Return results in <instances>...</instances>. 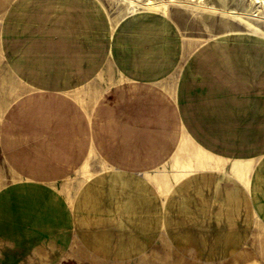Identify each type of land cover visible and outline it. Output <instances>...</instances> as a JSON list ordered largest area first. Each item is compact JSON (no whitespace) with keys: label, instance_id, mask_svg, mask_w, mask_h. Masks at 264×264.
<instances>
[{"label":"crops","instance_id":"obj_1","mask_svg":"<svg viewBox=\"0 0 264 264\" xmlns=\"http://www.w3.org/2000/svg\"><path fill=\"white\" fill-rule=\"evenodd\" d=\"M125 18L0 0V264L214 263L264 225V37Z\"/></svg>","mask_w":264,"mask_h":264},{"label":"rangeland","instance_id":"obj_2","mask_svg":"<svg viewBox=\"0 0 264 264\" xmlns=\"http://www.w3.org/2000/svg\"><path fill=\"white\" fill-rule=\"evenodd\" d=\"M154 1H167V0H154ZM205 0L209 6L218 9H224L226 12L229 10H236L239 13H243L247 21L252 23L250 28V34H256L264 37V0ZM99 4L105 9L109 18L112 14H121L125 11L126 3L124 0H98ZM177 12V16L169 12V16L172 17L173 24L179 36L183 40L185 46L190 44L192 49L197 48L205 41L209 40V35L205 32L207 30L203 25V32L195 34L193 32L195 28L193 16L188 13L187 8L174 7ZM170 8V9H171ZM126 15L119 16V19H115L113 22L116 25ZM129 18V17H127ZM125 18L124 20H126ZM180 18V21L178 20ZM122 20V22L124 21ZM188 25V26H187ZM214 28H217L218 23H214ZM225 35V34H224ZM227 35V34H226ZM185 36V37H184ZM223 36V35H218ZM216 38V37H214ZM212 39V38H211ZM197 45V46H196ZM191 49V50H192ZM19 178L12 169H10L5 160L0 156V187L5 186ZM248 251L252 254V257L259 261V264H264V225L260 222L255 225V230L251 234H243V246L241 249L233 251L223 259H216L214 263L205 261H197L191 250H180L167 246L166 243H160L159 246L150 250L145 256L138 259L131 264H230L233 258L239 256L240 253ZM235 253V256L233 254ZM92 264H104L100 261L91 260ZM91 264V263H90Z\"/></svg>","mask_w":264,"mask_h":264},{"label":"bare ground","instance_id":"obj_3","mask_svg":"<svg viewBox=\"0 0 264 264\" xmlns=\"http://www.w3.org/2000/svg\"><path fill=\"white\" fill-rule=\"evenodd\" d=\"M124 1L127 5L125 6V11H123L119 15L111 14L110 17L112 18L113 21L115 19H119L118 18L119 16L124 17V15L128 16L130 14H136L141 12H154V13H159L170 19L172 22H174L172 17L169 16V12L171 14L174 13V15L177 16V12L174 11L175 9L170 7V6H174V7L176 6V7L187 8L189 10L188 13H190V15L193 16V20L195 24V28L193 32L195 34L202 33L203 25H205L206 27L205 30H207L205 32L209 35L207 39L209 38L211 39L217 37L218 35H224V34L225 35L233 34V33L250 34V28L252 26V23L247 21L246 19L248 17H245L243 13H239L236 10H229L228 12H226L224 9L217 10L215 7L209 6L205 2V0H167L160 2L154 0H124ZM252 2L254 3L253 0ZM178 20L180 21V18ZM216 22L218 23V25L217 28H214L213 26H215L214 23ZM242 37L241 39H244ZM218 39L220 38L218 37ZM190 46L191 45L188 44L186 48L191 50L192 48ZM186 145L188 146L187 142H183L182 146H186ZM233 256H235V253L233 254ZM230 264H259V261L254 257H252V254L250 252L245 251L243 254L240 253L239 256L233 258Z\"/></svg>","mask_w":264,"mask_h":264}]
</instances>
